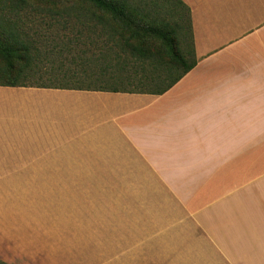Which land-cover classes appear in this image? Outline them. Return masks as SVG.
I'll return each mask as SVG.
<instances>
[{"label":"crops","instance_id":"0c3cea01","mask_svg":"<svg viewBox=\"0 0 264 264\" xmlns=\"http://www.w3.org/2000/svg\"><path fill=\"white\" fill-rule=\"evenodd\" d=\"M183 1L162 94L0 86V184L75 185L61 264H264V0Z\"/></svg>","mask_w":264,"mask_h":264},{"label":"trees","instance_id":"16d2710c","mask_svg":"<svg viewBox=\"0 0 264 264\" xmlns=\"http://www.w3.org/2000/svg\"><path fill=\"white\" fill-rule=\"evenodd\" d=\"M2 6L31 7L25 0H2ZM37 7L51 20L35 21L36 33L16 24L0 33V86L162 94L197 64L191 10L183 0H42ZM44 22L58 28L53 42L99 48L101 63L80 52L65 66L42 69L49 42ZM48 69L53 76L43 77ZM174 73L167 85L158 83Z\"/></svg>","mask_w":264,"mask_h":264},{"label":"rangeland","instance_id":"374dc122","mask_svg":"<svg viewBox=\"0 0 264 264\" xmlns=\"http://www.w3.org/2000/svg\"><path fill=\"white\" fill-rule=\"evenodd\" d=\"M41 1L25 0L31 6L30 8H25V10L20 7L7 11L3 8L2 0H0V33L4 32V28L10 29L14 24L28 33H36L37 31L34 30L35 21L38 19L51 20L50 17H45L44 13H40L42 11L38 9L37 5ZM58 6L62 7L63 5L59 4ZM92 9L88 6L87 11H92ZM97 12L99 11L97 10ZM174 16L172 15L173 18ZM172 23L174 24V22ZM42 25L45 27L41 31L42 36L49 40L46 44L47 53L45 49L42 51V55L47 58V66L42 69L51 66H65L75 53L80 54V52L93 54L95 59L93 62L97 65L101 63V52L96 46L83 43L73 46L65 42H53L52 34H55L58 28L45 22ZM48 36L49 38H47ZM51 72L52 74L57 73L53 70ZM42 75L43 77L53 76L49 69ZM174 75L175 73L170 74L158 83L167 85ZM3 95L7 94L3 93ZM74 191L75 185L0 184V259L7 264H42L40 260L48 261L49 264H61L59 256L64 253V249L59 245L60 232L54 231L53 228L57 227L55 224H58L61 218L65 220L69 216L52 215L53 206L49 205L59 203L60 192L66 197L68 192ZM46 203L49 204L47 209L45 208Z\"/></svg>","mask_w":264,"mask_h":264}]
</instances>
